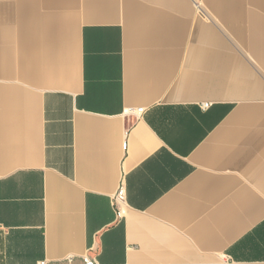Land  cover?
I'll return each instance as SVG.
<instances>
[{"label":"crops","instance_id":"crops-1","mask_svg":"<svg viewBox=\"0 0 264 264\" xmlns=\"http://www.w3.org/2000/svg\"><path fill=\"white\" fill-rule=\"evenodd\" d=\"M84 256L264 264V0H0V264Z\"/></svg>","mask_w":264,"mask_h":264},{"label":"built area","instance_id":"built-area-1","mask_svg":"<svg viewBox=\"0 0 264 264\" xmlns=\"http://www.w3.org/2000/svg\"><path fill=\"white\" fill-rule=\"evenodd\" d=\"M208 106H209V103L203 104V107H208ZM132 111H134L137 115H139L143 112V108H137L136 110H132ZM122 193H123V190L120 188V190L118 191V197H121ZM83 263L84 264H97L94 259L88 256L83 257Z\"/></svg>","mask_w":264,"mask_h":264}]
</instances>
